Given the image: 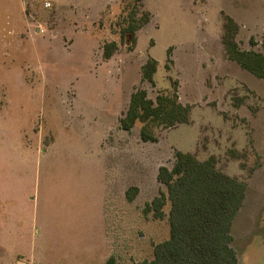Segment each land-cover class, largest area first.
<instances>
[{
  "label": "rangeland",
  "instance_id": "obj_1",
  "mask_svg": "<svg viewBox=\"0 0 264 264\" xmlns=\"http://www.w3.org/2000/svg\"><path fill=\"white\" fill-rule=\"evenodd\" d=\"M129 3L0 0V264L152 259L170 223L143 208L164 189L158 171L176 151L215 157L248 184L233 247L240 264H264V79L222 42L226 14L241 47L264 52V0H144L151 21L135 46L121 37ZM149 58L154 85L142 81ZM173 82L191 106L188 123L156 128L155 142L141 139L140 123L121 127L137 88L155 99Z\"/></svg>",
  "mask_w": 264,
  "mask_h": 264
},
{
  "label": "trees",
  "instance_id": "obj_2",
  "mask_svg": "<svg viewBox=\"0 0 264 264\" xmlns=\"http://www.w3.org/2000/svg\"><path fill=\"white\" fill-rule=\"evenodd\" d=\"M143 1L130 0L134 8L128 25L121 29L122 41L132 46L137 43L138 31L151 21L149 12L140 11ZM239 32L236 20L224 14L222 42L229 59L264 79V52L243 49L237 39ZM103 49V57L109 60L118 50V43L108 42ZM168 57L171 58L170 49ZM157 71L158 61L149 58L142 66V81L154 85ZM191 110L190 105L180 100L175 82L172 91L160 92L155 99L145 89L137 88L131 94L121 127L131 131L140 123L141 139L155 142L156 128L188 123ZM157 178L164 189L145 204L143 213L159 220L168 216L170 236L155 244L154 257L141 264H240L232 232L245 202L248 184L220 170L215 157L200 160L184 151H176L173 167L161 166ZM138 193L137 187H131L126 193L128 200L134 201ZM167 205L170 206L168 215ZM103 264H117V259L111 256Z\"/></svg>",
  "mask_w": 264,
  "mask_h": 264
},
{
  "label": "water",
  "instance_id": "obj_3",
  "mask_svg": "<svg viewBox=\"0 0 264 264\" xmlns=\"http://www.w3.org/2000/svg\"><path fill=\"white\" fill-rule=\"evenodd\" d=\"M19 264H27V263H25V262H21V263H19Z\"/></svg>",
  "mask_w": 264,
  "mask_h": 264
},
{
  "label": "built area",
  "instance_id": "obj_4",
  "mask_svg": "<svg viewBox=\"0 0 264 264\" xmlns=\"http://www.w3.org/2000/svg\"><path fill=\"white\" fill-rule=\"evenodd\" d=\"M47 6H49V3L47 4Z\"/></svg>",
  "mask_w": 264,
  "mask_h": 264
},
{
  "label": "crops",
  "instance_id": "obj_5",
  "mask_svg": "<svg viewBox=\"0 0 264 264\" xmlns=\"http://www.w3.org/2000/svg\"><path fill=\"white\" fill-rule=\"evenodd\" d=\"M49 6H50V3H49Z\"/></svg>",
  "mask_w": 264,
  "mask_h": 264
}]
</instances>
